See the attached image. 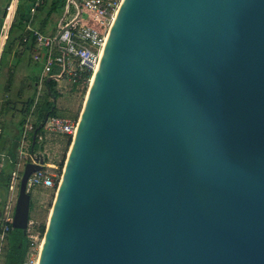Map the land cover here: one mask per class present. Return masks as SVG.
<instances>
[{"label": "water", "instance_id": "water-1", "mask_svg": "<svg viewBox=\"0 0 264 264\" xmlns=\"http://www.w3.org/2000/svg\"><path fill=\"white\" fill-rule=\"evenodd\" d=\"M38 264H264V0L121 1Z\"/></svg>", "mask_w": 264, "mask_h": 264}, {"label": "built area", "instance_id": "built-area-1", "mask_svg": "<svg viewBox=\"0 0 264 264\" xmlns=\"http://www.w3.org/2000/svg\"><path fill=\"white\" fill-rule=\"evenodd\" d=\"M44 1L34 0L30 13L34 14ZM121 1L79 0V14L71 21H62L55 36H45L27 23L26 31L32 37L35 46L32 59L34 62L42 63V74L37 84L39 91L47 87L45 81L49 78L56 84V90L60 95L64 94L67 87L78 89L90 83L98 68L110 27ZM18 3L19 0H9L0 30L1 41L6 38L14 22ZM69 4L74 5L75 3L68 0ZM35 128V117L32 110L22 126L17 148L16 169L11 173L8 183V190L16 196L27 163L41 166L40 170L28 178V190L40 188L50 190L56 195L63 171L57 174L51 173L50 170L56 167L45 163L44 157L48 156L47 143L55 137H69L72 140L76 133L77 122L58 116L48 117L35 135L34 145H37L41 151L33 152L31 147ZM12 219L13 208L5 207L0 217V264H5V248L12 230ZM38 227V223L29 219L25 230L29 245L23 264H38L44 236Z\"/></svg>", "mask_w": 264, "mask_h": 264}, {"label": "crops", "instance_id": "crops-1", "mask_svg": "<svg viewBox=\"0 0 264 264\" xmlns=\"http://www.w3.org/2000/svg\"><path fill=\"white\" fill-rule=\"evenodd\" d=\"M28 1L30 2L29 7L22 9L20 7L21 0H19L17 13L13 22L14 27L9 30L8 35L3 41L0 40V217L5 207H11L14 211L17 196L8 190V183L11 173L16 169L17 148L25 118L32 110L34 111L36 131L46 121H44L46 116L47 118L52 116L47 114L42 120H38L37 118L38 109L42 105V103H39L40 98L43 97L42 92L44 91L45 95L51 98V91L49 90L51 81L49 78V82L47 83L48 79H46L45 84L47 87L41 91L38 90L37 84L42 70L37 74L36 67L42 69V63L34 62L32 59L35 53V46L32 37L26 31V25L30 23L33 29L40 31L45 36H55L62 21H71L79 14V0H72L75 3L74 5H68L67 0L64 8L55 12L51 10L53 0H45L34 14L30 13L33 0ZM8 2V0H0V30L5 14L4 6ZM21 16H25L26 20L21 21ZM60 85L63 86V84ZM59 89L62 90L61 88ZM72 89L76 88L71 87L69 89L67 87L64 92ZM54 90L59 98L61 95L56 90L55 83ZM54 103L55 101H53V111ZM53 139L48 143L52 142ZM34 143L31 147L33 152L41 151ZM53 160V155L49 152L48 156L44 157V161L48 165H53ZM38 189L40 188L33 190Z\"/></svg>", "mask_w": 264, "mask_h": 264}, {"label": "rangeland", "instance_id": "rangeland-1", "mask_svg": "<svg viewBox=\"0 0 264 264\" xmlns=\"http://www.w3.org/2000/svg\"><path fill=\"white\" fill-rule=\"evenodd\" d=\"M8 3L4 6V10H6ZM29 4L30 2L28 0H21L20 7H22V9L24 7L28 8ZM41 70L42 69L40 67H36L37 74L40 73ZM88 86L89 83L78 89H72L70 91L66 90L63 95L59 96V98L55 100L53 114L78 123L88 91ZM42 96L43 97L39 100L40 104H43L44 102H53L51 98H48L45 95L44 91L42 92ZM71 141L72 140L69 137H55L52 142L48 143V152L53 155L54 160L52 161V164L56 167V169L52 168L53 170H50L51 173L57 174L58 172L63 171ZM29 193L31 195L30 218H32L34 222L39 225L44 224L46 229L48 216L52 208L55 195L50 190L45 191L42 189L33 190L32 192L29 190Z\"/></svg>", "mask_w": 264, "mask_h": 264}, {"label": "trees", "instance_id": "trees-1", "mask_svg": "<svg viewBox=\"0 0 264 264\" xmlns=\"http://www.w3.org/2000/svg\"><path fill=\"white\" fill-rule=\"evenodd\" d=\"M9 1V0H8ZM34 1V0H33ZM67 0H53L51 5V10L53 12L64 8ZM33 4V2H32ZM27 13V12H26ZM25 13V14H26ZM24 15V14H23ZM21 21L26 20L25 16H21ZM14 27V24L11 26L10 30ZM51 91V98H58L56 91L54 90V83L51 82L49 84ZM52 112V113H51ZM53 102H44L41 107L38 109V120L44 119L47 114L52 116H56L53 114ZM31 210V205H30ZM38 230L41 234L45 232V225H39ZM29 242L25 235V232L20 230H11L8 237L7 248H6V257L5 264H23L27 250H28Z\"/></svg>", "mask_w": 264, "mask_h": 264}, {"label": "bare ground", "instance_id": "bare-ground-1", "mask_svg": "<svg viewBox=\"0 0 264 264\" xmlns=\"http://www.w3.org/2000/svg\"><path fill=\"white\" fill-rule=\"evenodd\" d=\"M96 71H97V69L95 70V73H94V75H93V77H92V79H91V81H90V83H89L88 89H89V87H90L92 81L94 80V77H95ZM50 212H51V210H50ZM41 247H42V246H41Z\"/></svg>", "mask_w": 264, "mask_h": 264}]
</instances>
